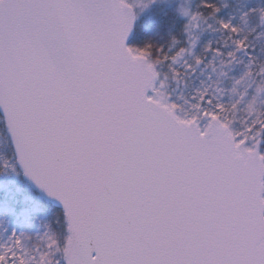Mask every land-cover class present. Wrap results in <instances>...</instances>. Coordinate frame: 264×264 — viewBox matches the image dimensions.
Segmentation results:
<instances>
[{
    "label": "snow or ice",
    "instance_id": "snow-or-ice-1",
    "mask_svg": "<svg viewBox=\"0 0 264 264\" xmlns=\"http://www.w3.org/2000/svg\"><path fill=\"white\" fill-rule=\"evenodd\" d=\"M148 7L0 0V264H264V0Z\"/></svg>",
    "mask_w": 264,
    "mask_h": 264
},
{
    "label": "rangeland",
    "instance_id": "rangeland-1",
    "mask_svg": "<svg viewBox=\"0 0 264 264\" xmlns=\"http://www.w3.org/2000/svg\"><path fill=\"white\" fill-rule=\"evenodd\" d=\"M176 2L185 8H191L193 0H176ZM225 2L228 3L230 12L239 17L241 10L246 7L248 0H225ZM145 4H148L149 7L144 12L140 24L146 30V26H148L154 38L168 39L172 32H176L177 34L179 33V27L173 20V10L170 7V5L173 4V0H156L155 7L150 5L149 0H141V5L143 6ZM242 27H245V30H247L246 26L242 25ZM200 38L203 40L206 39L207 36L206 34H200ZM258 45L264 46V37L258 41ZM186 87L190 89L193 87V83L189 82ZM20 183L25 186L28 185V182L23 177L20 178ZM23 195L30 197L32 202L37 205H39V203L46 205V210L48 211L59 210V207L48 202L44 197L39 196L38 194L27 189H24ZM6 219L7 218L4 216V214L0 212V221H6ZM41 222V217L38 215L35 216L31 220L32 228L30 230L35 231L36 228L40 226ZM4 226H6V224H0V228Z\"/></svg>",
    "mask_w": 264,
    "mask_h": 264
},
{
    "label": "water",
    "instance_id": "water-1",
    "mask_svg": "<svg viewBox=\"0 0 264 264\" xmlns=\"http://www.w3.org/2000/svg\"><path fill=\"white\" fill-rule=\"evenodd\" d=\"M46 199V198H45ZM47 200V199H46ZM54 205H56L57 207H59V205L58 204H54Z\"/></svg>",
    "mask_w": 264,
    "mask_h": 264
}]
</instances>
